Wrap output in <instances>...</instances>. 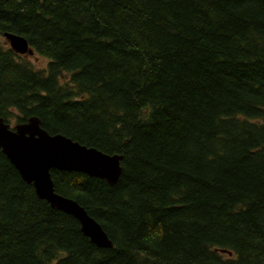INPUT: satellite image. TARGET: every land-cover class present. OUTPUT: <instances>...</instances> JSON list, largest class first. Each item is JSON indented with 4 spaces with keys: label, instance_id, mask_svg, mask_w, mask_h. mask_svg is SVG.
<instances>
[{
    "label": "trees",
    "instance_id": "1",
    "mask_svg": "<svg viewBox=\"0 0 264 264\" xmlns=\"http://www.w3.org/2000/svg\"><path fill=\"white\" fill-rule=\"evenodd\" d=\"M0 116L122 155L51 170L104 248L0 147V264H264V0H0Z\"/></svg>",
    "mask_w": 264,
    "mask_h": 264
},
{
    "label": "water",
    "instance_id": "2",
    "mask_svg": "<svg viewBox=\"0 0 264 264\" xmlns=\"http://www.w3.org/2000/svg\"><path fill=\"white\" fill-rule=\"evenodd\" d=\"M4 36L18 54H35L24 36L12 32H6ZM0 147L23 179L33 184L39 197L76 217L83 233L97 246L113 247L101 224L82 205L55 191L51 170L83 172L114 185L122 173V155L88 147L64 134H51L41 126L37 116L15 126L0 116Z\"/></svg>",
    "mask_w": 264,
    "mask_h": 264
},
{
    "label": "rangeland",
    "instance_id": "3",
    "mask_svg": "<svg viewBox=\"0 0 264 264\" xmlns=\"http://www.w3.org/2000/svg\"><path fill=\"white\" fill-rule=\"evenodd\" d=\"M6 44H9L5 36H1ZM29 61L35 66V68L43 69L47 66L49 59L40 54L26 55Z\"/></svg>",
    "mask_w": 264,
    "mask_h": 264
}]
</instances>
